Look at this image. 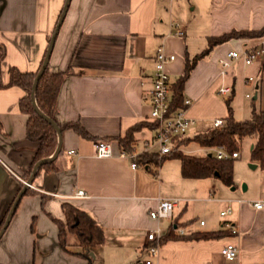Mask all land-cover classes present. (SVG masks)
<instances>
[{
    "label": "crops",
    "instance_id": "0c3cea01",
    "mask_svg": "<svg viewBox=\"0 0 264 264\" xmlns=\"http://www.w3.org/2000/svg\"><path fill=\"white\" fill-rule=\"evenodd\" d=\"M66 1L0 0L4 84L13 67L22 72L40 68ZM262 28L264 0H70L49 61L52 72H69L55 115L62 124L80 123L92 138L65 130L61 139L58 136L62 152L53 158V167H41L33 176L39 143L29 138L28 116L20 108L25 92L19 87L0 90V223L24 189L23 180L33 179L0 238V264H89L82 247L63 246L59 222L65 220L66 204L87 213L103 230L104 244L92 249L91 264H144L147 258L156 264H264V210L238 199L228 207L232 213L227 220L237 236L190 240L187 236L219 231L226 222L222 219L206 229L207 222L196 224L189 214V202L177 198L175 189L188 184L203 188L204 183H199L203 179L171 176L163 169L165 162L157 173L144 166L134 169L129 159L120 157L116 140L142 123L134 133L137 154L154 140L150 91L161 47L176 57L166 66L173 84L184 74L186 61L208 48L209 37ZM263 40L233 39L197 61L183 96L192 101L187 116L198 122L201 132L229 115L228 100L217 93L222 86L232 89L229 99L235 119H248L254 106L264 111V58L251 65L243 57L233 60L225 74L218 63L229 52L243 53ZM108 140L115 156L99 158L95 144ZM72 150L75 155L69 153ZM179 170L181 174V165ZM262 185L257 201L264 202V181ZM76 190H84L87 196H71ZM175 199L180 202L171 220L150 217L161 200ZM171 226L180 238L162 242L158 255L149 257L147 233L160 228L167 236ZM228 242L239 247L234 261L221 254Z\"/></svg>",
    "mask_w": 264,
    "mask_h": 264
},
{
    "label": "trees",
    "instance_id": "16d2710c",
    "mask_svg": "<svg viewBox=\"0 0 264 264\" xmlns=\"http://www.w3.org/2000/svg\"><path fill=\"white\" fill-rule=\"evenodd\" d=\"M233 39H264V28L260 30H232L221 36L209 37L208 48L193 59H188L186 61L184 74L172 84L171 113H176L185 109L183 90L197 61L207 55L214 47ZM46 55L47 50L40 68L36 72H22L18 68L13 67L10 70L9 82L4 84L2 80V61L5 59L6 49L4 45H0V90L10 87H19L25 92V96L20 100V108L22 113L28 116L27 131L29 138L33 140L37 139L39 143L32 168L40 161L51 157L58 148V132L55 126L37 111L32 98L35 80L43 67ZM67 75H69V72H52L48 64L35 88L36 105L45 116L50 118L58 126L61 133L65 130L72 129L81 137L91 139L92 136L90 133L80 123L70 122L62 124L56 118L57 97L62 82ZM255 101H257V99ZM227 103L229 115L224 119L223 126L193 134L192 136L177 138L174 141V147L171 152L167 154L161 155L158 152L144 151L137 156L135 159L136 162L140 166L147 167L150 171L157 173L165 161L169 159H178L181 165V175L183 178L205 179L217 177L224 185L233 187L235 185L234 164L236 159H218L216 153L222 150L229 154L238 153L240 156L242 143L244 139L249 138L252 142L250 148L251 162L258 164L264 172V111L254 106L251 116L248 119L237 120L234 117L230 99ZM159 125L158 122L152 121L151 123L152 128L156 132ZM143 126L144 123L138 124L132 127L124 137L117 138L116 140L120 148L129 153H133L136 144L134 133ZM192 143L197 145L195 148L202 151L201 154H189L181 150V147H188ZM190 150L192 149L188 151ZM61 152L62 150L58 155H60ZM53 165L54 159L42 164L41 167L51 169ZM27 179L28 176L23 181H28ZM28 192L29 189H27L26 193ZM18 196L19 193L2 219L0 223V232ZM63 212L65 220L64 222H59V227L64 248L69 250L71 246L82 247L84 249L82 255L87 258L89 264H91L92 249L104 244L105 241L102 228L87 213L70 204L63 205ZM174 232L171 226L169 234L163 236L161 243L168 239L180 238L176 236ZM234 236L235 235H233L230 230L223 228L215 232H196L187 236V238L190 240H211Z\"/></svg>",
    "mask_w": 264,
    "mask_h": 264
},
{
    "label": "built area",
    "instance_id": "2783aa9c",
    "mask_svg": "<svg viewBox=\"0 0 264 264\" xmlns=\"http://www.w3.org/2000/svg\"><path fill=\"white\" fill-rule=\"evenodd\" d=\"M179 28V24L173 25ZM179 36L183 35L182 31H178ZM243 57L246 65H251L260 58H264V40L259 42L257 45L246 49L243 53L238 51H231L225 58L219 59L218 63L222 69V74H225L228 68L231 66L233 60H237ZM175 55L168 54L164 47H161L156 55L155 59V70L153 74V86L150 91L151 96V121L158 122L159 128L156 132L154 140L145 145L144 151H150L153 148H157V152L161 155L170 153L174 147V141L177 138H184L191 134L200 133L202 130L199 127L198 122L187 116V109L192 104V101L185 99V109L171 113L170 105L172 99V81L170 75L166 72V66L175 60ZM218 95L222 98L229 100L232 95V89L230 87L222 86L218 89ZM224 125V119H216L213 121L210 129L218 128ZM209 130V129H208ZM96 155L99 158H112L115 156L113 143L111 141H98L95 144ZM71 155H75L74 150L69 152ZM120 157L129 159L132 163V167L137 169L141 167L137 162L136 150L133 153H129L126 150L121 149L119 152ZM218 159L239 158L238 153L229 154L226 151H217ZM24 185H28V188L32 185L28 181H24ZM57 196V194H54ZM73 197H86L87 194L84 190H76L71 195ZM179 200H161L158 203L156 209L151 210L149 215L153 220H171L175 209L179 205ZM256 209L264 210V202L256 201L252 203ZM232 209L227 208L220 212V216L223 218L231 215ZM200 225H205L204 221H200ZM224 229L230 230L233 235L237 236L238 232L231 222H224ZM180 234H184L183 229H178ZM163 234L160 228L149 231L146 235L145 252L149 257L158 255ZM221 254L224 259L228 261H234L237 259L239 254V247L234 242H228L224 245L221 250ZM144 264H156L153 260L147 258Z\"/></svg>",
    "mask_w": 264,
    "mask_h": 264
},
{
    "label": "rangeland",
    "instance_id": "374dc122",
    "mask_svg": "<svg viewBox=\"0 0 264 264\" xmlns=\"http://www.w3.org/2000/svg\"><path fill=\"white\" fill-rule=\"evenodd\" d=\"M251 145V139H244L240 157L235 160L234 190H232V187L224 185L217 177L200 180L199 183H204L203 188L188 184L185 188L175 189L174 192L177 194L178 199L189 202L188 211L198 221L196 224L205 221L207 222L206 229L214 228L219 225L220 220H228L230 216L223 218L220 216V212L226 210L229 206H233V202L236 200L255 202L261 197L264 172L260 166L255 169L251 167L252 164H255L250 159ZM192 147H197V145L192 143L188 147H181V150L189 154H201V151L197 153L188 151ZM179 167L180 162L178 159H169L163 165V169L167 174L174 176L178 173L181 179ZM244 184L248 186L246 191L244 190Z\"/></svg>",
    "mask_w": 264,
    "mask_h": 264
},
{
    "label": "water",
    "instance_id": "95a60500",
    "mask_svg": "<svg viewBox=\"0 0 264 264\" xmlns=\"http://www.w3.org/2000/svg\"><path fill=\"white\" fill-rule=\"evenodd\" d=\"M69 3H70V0H67L66 3H65V6H64L63 11H62V14H61V17H60V19H59V21H58V24H57V26H56V29H55L54 34H53V36H52V39H51V41H50L49 47H48V49H47V55H46V58H45V61H44L43 67H42V69L40 70V72H39V74H38V76H37V78H36V80H35L34 91H33V94H32L33 102H34V104H35V107H36L37 111H38L43 117H45L49 122H51V123L55 126V128H56V130H57V132H58L59 139H61V132H60L58 126H57V125H56V124H55L50 118H48L47 116H45V115H44V114L38 109V107H37V105H36V100H35V88H36V85H37V83H38L39 78L41 77V75L43 74L44 70L46 69V67H47L48 64H49L50 57H51V53H52V49H53V46H54V42H55L56 36H57V34H58L59 30H60V27H61V25H62V23H63V21H64V18H65V16H66V12H67V9H68V6H69ZM254 99L256 100V99H257V96H255ZM252 147H253V146H252ZM60 151H61V144H60V141H59V145H58V148H57L56 152L52 155V157H49L48 159H45V160H43V161H40V162L36 165V167H35V169H34L33 176L36 174V172L38 171V169L41 167L42 164H45V163H47L48 161H50L51 159L55 158V157L58 155V153H59ZM251 167H252L253 169H255V168H257V165H256V164H252ZM32 180H33V179H30V180L28 181V183L31 184V183H32ZM27 189H28V185H25L24 189L21 191V193L19 194L17 200L15 201V203H14V205H13V207H12V209H11V211H10V213H9V215H8V217H7V219H6L5 225H4L3 229H2V231L0 232V238H1V236L3 235L5 229H6L7 226H8V224H9V222H10V220H11L13 214H14V211H15L17 205H18L19 200H20L21 197L26 193ZM244 190H246V186H244Z\"/></svg>",
    "mask_w": 264,
    "mask_h": 264
}]
</instances>
